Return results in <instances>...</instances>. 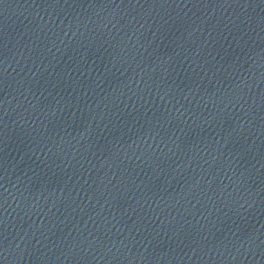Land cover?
Returning a JSON list of instances; mask_svg holds the SVG:
<instances>
[{
    "label": "water",
    "instance_id": "water-1",
    "mask_svg": "<svg viewBox=\"0 0 264 264\" xmlns=\"http://www.w3.org/2000/svg\"><path fill=\"white\" fill-rule=\"evenodd\" d=\"M0 264H264V0H0Z\"/></svg>",
    "mask_w": 264,
    "mask_h": 264
}]
</instances>
